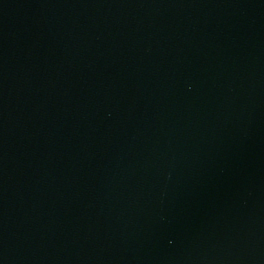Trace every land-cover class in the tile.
Here are the masks:
<instances>
[{
    "label": "water",
    "instance_id": "water-1",
    "mask_svg": "<svg viewBox=\"0 0 264 264\" xmlns=\"http://www.w3.org/2000/svg\"><path fill=\"white\" fill-rule=\"evenodd\" d=\"M0 264H264V0H0Z\"/></svg>",
    "mask_w": 264,
    "mask_h": 264
}]
</instances>
